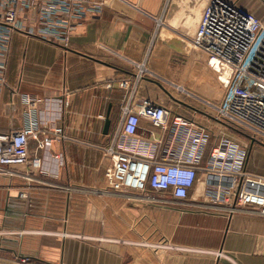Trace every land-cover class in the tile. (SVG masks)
Returning <instances> with one entry per match:
<instances>
[{
    "label": "crops",
    "instance_id": "crops-1",
    "mask_svg": "<svg viewBox=\"0 0 264 264\" xmlns=\"http://www.w3.org/2000/svg\"><path fill=\"white\" fill-rule=\"evenodd\" d=\"M210 1L92 0L102 3L100 13L88 10L75 20L67 47L12 35L0 135L30 125L35 136L27 164L0 167V251L36 264H264V217L253 208L229 214L231 202H215V188L200 173L182 205L148 189L115 192L105 177L102 149L130 93L133 105L161 104L211 130L205 156L221 137L244 146L246 171L264 177V146L212 119L224 91L192 46ZM223 1H238L264 20V0ZM136 64L146 69L137 82ZM122 81L129 90L120 89ZM170 133L141 120L135 137L161 139L159 155L167 145L175 154L180 145L169 143ZM76 235H112L122 243L90 246Z\"/></svg>",
    "mask_w": 264,
    "mask_h": 264
},
{
    "label": "built area",
    "instance_id": "built-area-1",
    "mask_svg": "<svg viewBox=\"0 0 264 264\" xmlns=\"http://www.w3.org/2000/svg\"><path fill=\"white\" fill-rule=\"evenodd\" d=\"M101 8L102 3L92 0H0V89L5 86L13 34L59 40L67 47L75 20L88 10L100 13ZM192 46L206 56L207 67L224 91L221 104L213 108L212 119L241 138L264 146V20L238 1L211 0L202 13ZM135 66L137 82L146 69ZM129 85V81L119 83L122 90H129ZM178 91L183 89L178 87ZM172 115L169 107L148 100L133 105L132 93L128 95L111 143L102 149L108 159V186L115 192L148 189L168 194L172 204L182 205L200 173L215 188V202H231L229 214L239 208H253L264 217V177L246 171V148L221 137L205 156L211 130L186 116ZM141 120L161 132H171L169 143H179L178 153L167 145L159 155L161 139L150 144L135 137ZM55 132L61 134V129ZM34 136L30 125L0 135V167L27 164L28 143ZM48 141H39L38 148ZM219 257L226 256L220 252ZM24 259L27 261L23 258L22 262Z\"/></svg>",
    "mask_w": 264,
    "mask_h": 264
},
{
    "label": "rangeland",
    "instance_id": "rangeland-1",
    "mask_svg": "<svg viewBox=\"0 0 264 264\" xmlns=\"http://www.w3.org/2000/svg\"><path fill=\"white\" fill-rule=\"evenodd\" d=\"M169 91H172V90H169ZM71 237L82 238L83 240H85L84 242H86L87 245H90V246L96 245L98 247H103V248H108L109 246L113 244V242L122 243L121 241L116 240V239H119L120 237L117 238L112 235L86 236V238L84 236L76 235V236H71ZM22 259L23 257H19L14 254L12 255L7 252L0 251V264H36L34 262L29 261V259H27V261L24 259V261L22 262Z\"/></svg>",
    "mask_w": 264,
    "mask_h": 264
},
{
    "label": "water",
    "instance_id": "water-1",
    "mask_svg": "<svg viewBox=\"0 0 264 264\" xmlns=\"http://www.w3.org/2000/svg\"><path fill=\"white\" fill-rule=\"evenodd\" d=\"M109 126H110V121L106 119L105 125H104V134H107Z\"/></svg>",
    "mask_w": 264,
    "mask_h": 264
}]
</instances>
